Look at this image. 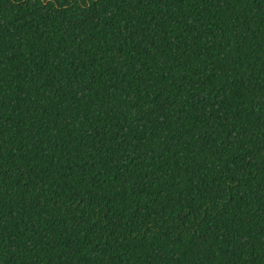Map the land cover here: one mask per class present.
Here are the masks:
<instances>
[{"label":"trees","instance_id":"16d2710c","mask_svg":"<svg viewBox=\"0 0 264 264\" xmlns=\"http://www.w3.org/2000/svg\"><path fill=\"white\" fill-rule=\"evenodd\" d=\"M0 264H264V0H0Z\"/></svg>","mask_w":264,"mask_h":264}]
</instances>
